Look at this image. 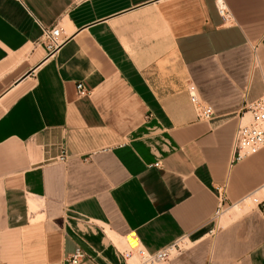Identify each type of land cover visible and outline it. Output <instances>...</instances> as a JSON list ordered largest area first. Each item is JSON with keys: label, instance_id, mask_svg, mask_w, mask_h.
Instances as JSON below:
<instances>
[{"label": "crops", "instance_id": "1", "mask_svg": "<svg viewBox=\"0 0 264 264\" xmlns=\"http://www.w3.org/2000/svg\"><path fill=\"white\" fill-rule=\"evenodd\" d=\"M217 2L0 0V264H131L182 236L170 264H264V149L233 160L264 0Z\"/></svg>", "mask_w": 264, "mask_h": 264}, {"label": "built area", "instance_id": "2", "mask_svg": "<svg viewBox=\"0 0 264 264\" xmlns=\"http://www.w3.org/2000/svg\"><path fill=\"white\" fill-rule=\"evenodd\" d=\"M217 11L223 20L231 19L230 12L227 6L218 0ZM63 30L60 23L56 21L52 26L42 27V36L40 43L45 47L47 55H53L65 40ZM77 95L79 97L87 96L88 91L82 83L76 85ZM199 116L209 119L213 115V108L210 105L198 106ZM243 121L238 125L234 144H233V160L240 161L252 153L264 149V95L248 102L245 105V111L242 114ZM245 118V119H244ZM155 167H160L159 162L153 164ZM264 194V186H263ZM222 195L220 196V198ZM255 202L261 212L264 214V196L255 198ZM220 208L215 213V218L219 215ZM186 236L178 238L172 244L161 248L155 252H149L141 246L133 247L129 245L122 256L126 260H131V264H169L171 254L187 241ZM85 257L84 252L77 248L72 254L67 256L66 261L70 264H79Z\"/></svg>", "mask_w": 264, "mask_h": 264}, {"label": "rangeland", "instance_id": "3", "mask_svg": "<svg viewBox=\"0 0 264 264\" xmlns=\"http://www.w3.org/2000/svg\"><path fill=\"white\" fill-rule=\"evenodd\" d=\"M255 198H259V196H255ZM254 199V198H253ZM193 247L192 243L189 242V240L186 241V243H184V245L181 246V249H178L176 252L174 251L171 256H170V261L169 264L171 263V261L179 256L180 254H183L184 252L188 251L189 249H191Z\"/></svg>", "mask_w": 264, "mask_h": 264}]
</instances>
